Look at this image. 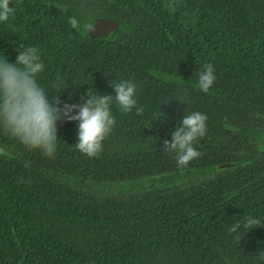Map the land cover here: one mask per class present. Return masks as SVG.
Returning a JSON list of instances; mask_svg holds the SVG:
<instances>
[{"label": "trees", "instance_id": "trees-1", "mask_svg": "<svg viewBox=\"0 0 264 264\" xmlns=\"http://www.w3.org/2000/svg\"><path fill=\"white\" fill-rule=\"evenodd\" d=\"M10 7L0 58L38 48L37 82L60 107L82 104L88 90L115 95L113 81L138 87L130 112L113 101L116 125L92 158L75 148L77 121L57 122L52 157L0 130L11 154H0V264H264V0ZM95 17L117 30L90 38L82 26ZM207 64L216 80L204 93ZM195 111L207 116L194 142L201 155L180 168L163 141ZM247 216L260 224L229 232Z\"/></svg>", "mask_w": 264, "mask_h": 264}, {"label": "clouds", "instance_id": "clouds-1", "mask_svg": "<svg viewBox=\"0 0 264 264\" xmlns=\"http://www.w3.org/2000/svg\"><path fill=\"white\" fill-rule=\"evenodd\" d=\"M10 2L0 0V22H7L14 13ZM68 22L72 28L81 29L76 16L69 17ZM82 27L88 33L94 31L92 23L85 22ZM43 70L44 64L36 47L19 50L15 62L0 58V130L29 150H40L44 155L52 157L57 149V122L66 118L78 122L75 148L90 158L97 156L103 150V141L116 125L110 106L115 101L121 112H130L137 105V84L131 80L113 81L111 87L115 95L97 96L88 90L82 104L65 103L60 107L59 96L49 99L37 82V76ZM215 80L214 67L207 64L198 73L196 87L207 93ZM73 112L76 114L73 115ZM206 121L205 114L186 112L182 122L172 131L171 141H163L165 153L175 154L178 167H186L201 155L194 147V142L206 135ZM0 154L11 158V154L3 147H0ZM259 224L258 219L247 216L234 223L229 232L236 233L241 227L245 230L253 229Z\"/></svg>", "mask_w": 264, "mask_h": 264}, {"label": "water", "instance_id": "water-1", "mask_svg": "<svg viewBox=\"0 0 264 264\" xmlns=\"http://www.w3.org/2000/svg\"><path fill=\"white\" fill-rule=\"evenodd\" d=\"M88 22L94 24V31L87 32L92 39L105 38L118 28V23L109 18L95 17L89 19Z\"/></svg>", "mask_w": 264, "mask_h": 264}]
</instances>
